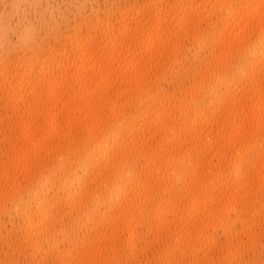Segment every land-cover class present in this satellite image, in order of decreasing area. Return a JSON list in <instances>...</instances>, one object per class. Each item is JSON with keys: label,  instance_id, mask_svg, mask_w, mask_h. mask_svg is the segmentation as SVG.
Segmentation results:
<instances>
[{"label": "bare ground", "instance_id": "6f19581e", "mask_svg": "<svg viewBox=\"0 0 264 264\" xmlns=\"http://www.w3.org/2000/svg\"><path fill=\"white\" fill-rule=\"evenodd\" d=\"M0 264H264V0H0Z\"/></svg>", "mask_w": 264, "mask_h": 264}]
</instances>
